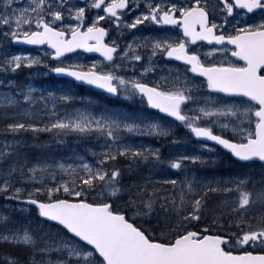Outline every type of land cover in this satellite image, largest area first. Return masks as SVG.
I'll return each instance as SVG.
<instances>
[{
    "label": "snow or ice",
    "instance_id": "snow-or-ice-1",
    "mask_svg": "<svg viewBox=\"0 0 264 264\" xmlns=\"http://www.w3.org/2000/svg\"><path fill=\"white\" fill-rule=\"evenodd\" d=\"M0 264H264V0H0Z\"/></svg>",
    "mask_w": 264,
    "mask_h": 264
},
{
    "label": "rangeland",
    "instance_id": "rangeland-1",
    "mask_svg": "<svg viewBox=\"0 0 264 264\" xmlns=\"http://www.w3.org/2000/svg\"><path fill=\"white\" fill-rule=\"evenodd\" d=\"M36 77H37V76H36ZM15 79H16V78H15ZM30 81H31L32 85H33L35 88L38 89V87L34 84L33 76L31 77ZM26 83H27V82H26ZM46 88H48V87H46ZM48 90H50V89L48 88ZM100 105H102V104H100ZM43 135H44L45 137L48 136L47 133H43ZM172 151H174V149H173ZM37 152H40V151H39V150H35V151H34V153H37ZM222 157H224L223 154H220V155L217 156L216 160H217V159H220V158H222ZM235 169H236V167H235L234 165H233L232 167H228V170H229V171H232V170H235ZM217 173H221V174H223V171H221V172L219 171V172H217Z\"/></svg>",
    "mask_w": 264,
    "mask_h": 264
},
{
    "label": "flooded vegetation",
    "instance_id": "flooded-vegetation-1",
    "mask_svg": "<svg viewBox=\"0 0 264 264\" xmlns=\"http://www.w3.org/2000/svg\"><path fill=\"white\" fill-rule=\"evenodd\" d=\"M89 56H90V58H96V56H93V55H91V54H89Z\"/></svg>",
    "mask_w": 264,
    "mask_h": 264
}]
</instances>
